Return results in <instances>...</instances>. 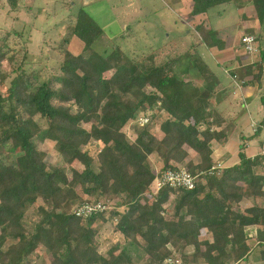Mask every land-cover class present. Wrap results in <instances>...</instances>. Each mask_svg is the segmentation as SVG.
<instances>
[{
    "label": "trees",
    "instance_id": "trees-1",
    "mask_svg": "<svg viewBox=\"0 0 264 264\" xmlns=\"http://www.w3.org/2000/svg\"><path fill=\"white\" fill-rule=\"evenodd\" d=\"M17 1L9 0L13 9ZM232 1L237 0H194L191 14ZM250 1L263 23L264 0ZM70 29L84 43L83 53L64 50L59 70L42 82L36 71L18 72L0 93V264H130L126 249L117 253L119 247L113 246L107 255L99 251L94 225L104 213L82 218L70 211L85 201L116 203L109 211L117 220L116 231L143 244L148 264H164L173 254L189 264L245 261L251 252L246 228L252 224L260 227L255 239L264 260V205L238 207L246 196L264 204V175L257 170L264 167V154L250 158L242 144L240 163L220 175L209 173L210 145L225 136L216 129L220 115L210 108L213 89L194 80L206 76V65L191 51L145 65L144 59L127 62L120 46L106 53L92 50L104 30L86 7ZM181 60L188 73H197L187 77L178 69ZM0 78L4 83L1 70ZM161 111L167 114L162 136L152 132L150 123H138L135 138H128L123 130L128 122L141 112L153 118ZM38 115L46 128L36 121ZM46 138L56 142L65 162L77 160L83 168L49 167L42 148ZM92 140L101 144L95 154ZM188 148L198 161L188 160ZM155 152H160L162 172L185 164L196 176L194 188L164 186L152 193L156 173L149 156ZM172 196L176 211L169 216L165 204ZM40 199V220L29 230L27 210ZM120 206L125 209L118 211ZM204 231L210 239L201 238ZM8 239L15 242L5 249ZM40 245L51 253L50 263L30 258ZM188 246L192 253L186 252Z\"/></svg>",
    "mask_w": 264,
    "mask_h": 264
},
{
    "label": "rangeland",
    "instance_id": "rangeland-1",
    "mask_svg": "<svg viewBox=\"0 0 264 264\" xmlns=\"http://www.w3.org/2000/svg\"><path fill=\"white\" fill-rule=\"evenodd\" d=\"M231 6L212 7L208 13L210 20H217L225 11L226 14L222 18L225 22H230L233 20L232 10H227L226 7ZM81 7H86L104 30V34L92 46V50L106 53L120 46L126 54L127 62L133 59L141 60L143 54L150 53L152 48L162 46L164 40L172 41L180 50L196 42V37L187 33L185 20L175 14L169 0H18L16 9L11 7L9 0H0V55L5 53L4 59H0V70L4 73V83L0 78L2 95L10 85L11 76H16L18 72L36 71L39 82H42L59 70L64 50L69 49L76 54L84 52V43L70 29ZM184 63L185 60L179 64V70L185 69ZM110 74L111 72L108 73ZM7 75L9 77L6 79ZM151 90L152 88H147V91ZM161 112L155 113L150 122V129L154 133L157 132L158 136L161 135L160 126L165 118V114ZM35 119L43 128L47 127L45 119L39 115ZM135 119L123 128L130 140L135 138V128L139 125ZM86 127L90 129V125ZM89 147L91 153L95 154L101 144L92 140ZM42 148L46 152L49 167L62 165L69 172L73 167L83 168L77 160L71 163L65 162L56 142L51 139H44ZM3 154L4 150L0 146V157ZM159 162L160 159L155 158L150 163H154V169L158 165L157 170H161L162 163ZM181 166L186 167L185 164ZM85 199L94 198L85 196ZM40 204H42L41 199L27 210L25 222L29 230H32L40 220L38 213ZM110 205L111 209H115L116 203L115 206L113 203ZM73 208L72 206L70 211ZM165 208L167 215L175 213L173 196L165 204ZM124 209V206H120L118 211ZM109 211L104 213V217L98 219L94 225L99 234V251L107 255L113 246H118L117 253L126 249L131 254L130 264H148L147 255L142 249L143 244L129 242L116 231L117 220L111 218ZM208 237L211 238V234L206 231L201 235L202 239ZM14 242V239H8L4 248L8 249ZM255 245L256 243L251 244L252 249L245 264H264L260 249ZM186 252L192 253L193 246H188ZM30 258L38 263H50L53 259L51 253L42 245L30 255ZM241 263L242 261L234 264Z\"/></svg>",
    "mask_w": 264,
    "mask_h": 264
},
{
    "label": "crops",
    "instance_id": "crops-1",
    "mask_svg": "<svg viewBox=\"0 0 264 264\" xmlns=\"http://www.w3.org/2000/svg\"><path fill=\"white\" fill-rule=\"evenodd\" d=\"M169 1L175 14L185 20L187 33L194 35L196 42L188 48L180 50L172 41L164 40L162 46L156 49L152 48L150 53L141 56L144 59L142 64L159 65L165 61L167 56H184L189 51L198 56L206 65V76L203 78L200 75L194 80L201 87L213 89L210 108L215 109L220 115L222 124L216 129L225 136L221 141L213 140L210 145L209 158L212 164L221 163L222 169H225L240 163L239 153L242 144L245 145V154L254 158L260 154L264 145V124H262L264 121V105L262 103V96H264V22H260L254 2L237 0L219 4L224 6L232 4L226 9L232 10L233 20L225 22L222 18L226 14L225 11L217 20L212 21L208 14L210 9L205 13L191 14L194 0ZM250 33L258 38L259 52L257 54L247 53L241 43L242 36ZM260 66L262 67L261 71ZM183 71L187 72V69ZM189 71V73L187 72L189 78L197 73L194 70ZM161 113L165 114L164 119H166V112L162 111ZM132 121L134 122V120ZM258 128L260 134L256 135ZM160 132V136H162L161 126ZM188 151V160L198 161L197 153L193 149H188ZM157 154L159 155L157 152L151 154L149 160L151 162L155 158L160 159L159 163H162L163 166L161 156L158 158ZM151 167L155 173L160 171L157 170L158 165L154 169V163L151 164ZM257 170L264 175V167H258ZM262 202L260 198L254 199L246 196L238 204V207L246 208L254 204L263 206ZM259 228L257 224L249 225L246 228L250 237L248 241L250 249H252L251 244L256 243L257 245L255 238ZM208 239L210 238L208 237ZM245 263L246 261H242L241 264ZM199 264L205 263L200 262Z\"/></svg>",
    "mask_w": 264,
    "mask_h": 264
},
{
    "label": "built area",
    "instance_id": "built-area-1",
    "mask_svg": "<svg viewBox=\"0 0 264 264\" xmlns=\"http://www.w3.org/2000/svg\"><path fill=\"white\" fill-rule=\"evenodd\" d=\"M241 43L244 50L249 54H257L259 52L258 38L254 34H245L241 38ZM136 122L140 124L150 123L152 120L151 112H141L136 117ZM260 153L264 154V145ZM222 170V164H213L209 173L220 174ZM203 173V172H201ZM200 173V174H201ZM196 176L189 172L186 167L179 166L177 169H167L165 171L156 172V178L151 185V191L156 194L164 186H169L171 188L185 187L188 189H193L195 186ZM111 210V205L105 201H85L77 205L73 209V213L77 217L87 218L90 215L105 213ZM164 264H189L185 262L182 258L173 254L167 257Z\"/></svg>",
    "mask_w": 264,
    "mask_h": 264
}]
</instances>
